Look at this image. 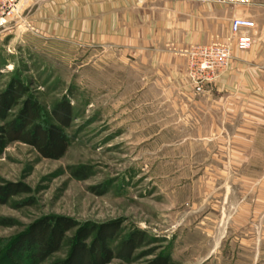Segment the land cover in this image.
<instances>
[{"label": "rangeland", "instance_id": "obj_1", "mask_svg": "<svg viewBox=\"0 0 264 264\" xmlns=\"http://www.w3.org/2000/svg\"><path fill=\"white\" fill-rule=\"evenodd\" d=\"M21 6L14 21L0 26V94L20 80L49 114L68 102L74 109L67 131L72 145L60 161L45 160L20 142L0 149V187L22 184L31 190L0 205V264H31L27 253L20 260L8 253L32 224L50 216L79 225L116 223L114 253L127 235L145 233L129 258L110 264H264V236L239 238L224 230L233 220L238 227L229 217L238 213L239 195L222 203L225 187L236 190V181L201 175L217 149L188 150L182 103L165 97L146 103L149 89L141 93L139 86L155 73L137 72L120 50L40 39L22 1ZM169 89L155 92L162 97ZM80 170H87L88 179L77 177ZM75 235L69 233L61 250L41 264H63Z\"/></svg>", "mask_w": 264, "mask_h": 264}, {"label": "crops", "instance_id": "obj_2", "mask_svg": "<svg viewBox=\"0 0 264 264\" xmlns=\"http://www.w3.org/2000/svg\"><path fill=\"white\" fill-rule=\"evenodd\" d=\"M21 1L30 27L40 39L57 46L120 50L125 57L129 55L137 72L155 73L148 84L139 86L140 92L149 89L146 103H161L163 97L167 103H182L188 150L198 146L217 149L207 160L211 167L202 177L236 181V190L225 187L222 203L229 205L232 195H239L238 213L229 217L238 221V227L234 228L233 220L224 230L239 238L264 236V0H252L249 5L167 0ZM238 17L256 23L253 48L241 52L233 46L227 72L206 92L195 94L183 52L197 44H228L231 22ZM165 88L173 91L157 96L155 91Z\"/></svg>", "mask_w": 264, "mask_h": 264}, {"label": "trees", "instance_id": "obj_3", "mask_svg": "<svg viewBox=\"0 0 264 264\" xmlns=\"http://www.w3.org/2000/svg\"><path fill=\"white\" fill-rule=\"evenodd\" d=\"M29 93L25 84L16 80L0 94V120L4 121L0 127V149L7 143L20 142L34 149L45 160L60 161L72 145L67 131L73 122L74 109L63 101L49 114ZM21 101L17 118L8 122L9 114ZM77 177L88 179L89 173L80 170ZM29 193L31 190L25 185L7 184L0 187V205H5L13 196ZM27 230L13 245L8 258L20 260L27 253L31 264L44 263L61 250L68 234L76 231L63 264H110L116 257L129 258L145 239L143 231L131 233L123 240L119 251L114 253L110 244L119 231L116 223L79 225L67 217L50 216L37 220Z\"/></svg>", "mask_w": 264, "mask_h": 264}, {"label": "built area", "instance_id": "obj_4", "mask_svg": "<svg viewBox=\"0 0 264 264\" xmlns=\"http://www.w3.org/2000/svg\"><path fill=\"white\" fill-rule=\"evenodd\" d=\"M148 0H138L144 3ZM187 2H214L218 4L249 5L252 0H172ZM22 11L21 0H0V26L9 25ZM231 34L228 44H197L183 52L187 61V76L195 94L206 92L230 67L233 58V46L238 51H250L254 46L253 32L256 23L244 17L234 18L231 22Z\"/></svg>", "mask_w": 264, "mask_h": 264}]
</instances>
